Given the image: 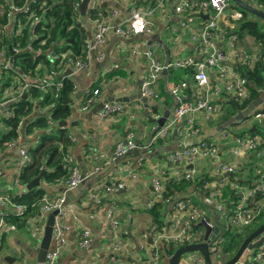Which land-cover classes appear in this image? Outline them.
<instances>
[{
	"label": "crops",
	"instance_id": "0c3cea01",
	"mask_svg": "<svg viewBox=\"0 0 264 264\" xmlns=\"http://www.w3.org/2000/svg\"><path fill=\"white\" fill-rule=\"evenodd\" d=\"M83 1L75 0L72 7L77 13L75 23L79 25V29H83L79 31V34L83 33L85 39H91L95 31L96 19L109 25L127 24L126 19L130 7H134L138 13L137 21L143 18L148 22L150 31L134 33L129 38L122 37L112 31L107 33L106 41L100 47L103 56L99 61L94 59V54L99 50L94 53L88 51L87 42L83 45L81 43L78 53L73 48L56 52L55 43L43 50V40L37 45L34 44L43 35L41 28L38 30L36 28L45 22L52 23L54 21L53 18L45 15V11L50 9V5L45 0H20L19 4L13 3L11 0H0L2 7L0 11V102L5 103L0 112V138L8 131L6 120L14 115L10 108L12 102L27 98L30 100L28 113L20 118L14 129L15 135L8 140L14 142L13 146L8 148L4 143L0 146V171L3 172V175L0 176V193L17 190H20V193H27L30 190L26 187L28 183L25 184L20 180V174L24 168L19 167V148L26 149L31 156L29 150L36 149L41 136L46 132L55 133L58 127L67 128L70 140L67 152L63 155V160L59 165V169L65 168L66 174L60 177L57 184L44 181L42 176L39 186L45 189V196L35 201V203L38 202L36 207L38 210L29 212L30 223H27V220L23 218L25 224L22 227H18L13 222L16 225L15 230L4 233V237L0 241V264L37 263L39 243L49 214L42 211L40 203L45 197L50 199L59 195L65 196V207L68 211L65 221L71 230L67 233V243L57 259V264H153L150 257L153 251L160 254L161 264H169L167 260L173 254L164 255L165 243L157 240L156 235L161 232L165 233L168 229L175 232L181 220H178L172 229L173 224L170 226L169 219L172 212L170 205L161 200L155 201L154 203L162 204L160 209L164 221V225L161 228L158 227L150 212L152 206L149 207V203L154 199L151 179L157 176L160 171H164L166 180L169 177H175L178 167L168 161L167 155L172 151L180 150L184 145V138L180 134L182 123L173 126L164 138L158 137L155 141H151L150 135H152L153 126L159 128L167 122V119L169 120L175 107L172 108L175 103L174 96L169 93L167 87L172 82L184 80L192 83V73L186 72L183 67L167 65L166 69L158 74L152 85L156 96L149 100L146 99L147 108L138 97V91L139 89L141 91V84L147 76L149 60L145 51L150 50L153 58L163 64L167 56L170 57L169 63L188 56L198 58L199 54L193 43V36L201 31L204 23L208 21V18H204L203 15H210L212 11L210 7L201 9L200 14L194 13L192 21L181 25L186 17L175 13L174 10L175 5L181 0H87L86 8L82 14L79 6ZM187 1L190 3L194 0ZM242 1L254 8L259 7L260 4L257 0ZM229 2L240 11L243 10L233 0H229ZM113 9L118 12L115 16L111 15ZM249 14L254 15L250 12ZM253 17L259 19L264 30V19L255 15ZM238 23L236 22L233 27H227L229 29L228 36L222 39H213V41L219 44L231 69L239 75L237 66L245 64L251 67L257 61L259 45L251 35H239L236 32ZM228 37L235 38V45L246 50L252 56L251 61H254L249 64L234 59L229 48L232 41ZM57 44L59 43L57 42ZM28 47L32 49L29 50ZM43 51L46 56L42 54ZM49 51L51 52L48 54ZM27 53L36 61V65L28 72H24L20 68L14 67V59L15 55L23 58L21 55ZM50 54L57 58L61 57L58 63L59 75L53 77L49 84L44 85L43 80L45 77L47 78L50 70L44 66V62L47 59L51 60ZM66 56L73 58L91 56V60L85 68L76 70L72 64L64 62ZM62 76H67L73 85L70 114L61 120L65 121V124H60L61 121L56 122L52 118L53 100L63 87V85L57 87L59 78ZM210 76L212 78L214 73L211 72ZM28 80H32L37 86L28 83ZM32 89L37 92L33 94ZM93 89L99 90L97 101L93 102L87 110H81L80 105L85 101L86 91ZM187 92V90L184 91V93ZM231 98V91L225 90L216 100L222 104V101H230ZM105 101L121 103L122 111L114 117L101 118L98 114L101 107L91 117H87L89 112ZM146 109L148 114L145 112ZM169 109L171 110L166 119L160 124L158 121ZM5 110L9 112L8 115L4 112ZM156 115H160V117L156 118ZM39 117L45 118V128L34 126ZM258 118H251V122L249 121L247 125L244 123L236 126V130L240 131L256 126L257 130L264 133V118ZM196 120V126L201 129L200 135L203 134L204 129L211 128L205 124L208 121H203L201 117L197 116ZM130 131H133V140L136 146L127 151L125 155L113 159L117 143L124 141ZM260 134L257 135L261 136ZM159 138L162 139V142L158 141ZM100 153L104 156L97 157L96 154ZM241 158L242 164L239 170L244 169L249 155H243ZM226 160L230 161V158L227 157ZM71 167L79 168L83 176L85 174L88 176L77 187L64 192V181ZM95 167H98L97 171H94ZM197 168L198 176L209 178L208 174H210L212 165L208 159H198ZM43 170L46 173L51 169L46 167L41 171ZM15 179L21 182L20 188L15 185ZM162 179L164 180V177ZM196 180L197 178L193 182ZM118 181L124 183L123 189L115 191L106 189V186ZM193 190L194 185H190L185 190L175 192L170 200L175 202L185 198ZM194 204L201 206L198 203ZM110 207L114 208L119 220V227L116 230L107 222V211ZM211 210L209 216L213 218L215 211ZM9 211L13 212L12 209ZM220 219L223 223L226 222V216L222 215L219 221ZM198 225L200 222L195 227ZM168 226L170 227L168 228ZM32 228H36L34 235ZM84 228L89 229L91 234V243L88 248L80 246V233ZM194 232L198 236V241L200 238L203 239L205 232L203 226L202 230L195 229ZM115 242L122 244V250L116 254L117 262L112 260L115 255L112 251V244ZM262 246H264V242L247 254L244 263L240 264H264V258L253 257L254 254L257 256L262 250ZM51 247L52 239L49 248ZM221 251L225 253L223 248ZM225 254L229 256L225 260L233 255ZM213 263L217 264V261ZM180 264L190 263L181 258Z\"/></svg>",
	"mask_w": 264,
	"mask_h": 264
},
{
	"label": "built area",
	"instance_id": "2783aa9c",
	"mask_svg": "<svg viewBox=\"0 0 264 264\" xmlns=\"http://www.w3.org/2000/svg\"><path fill=\"white\" fill-rule=\"evenodd\" d=\"M207 7H210L212 11L209 15L208 21L204 23L201 31H198L195 36H193V43L199 54L198 58L188 56L184 59H175L168 64L169 67H192V83L185 80L170 83L167 89L177 98V104L175 105L169 120L167 119V122L159 128L158 126H153L151 129L152 135H150L151 141H155L158 137L164 138L169 134L173 126L182 123L180 134L184 138V145L180 150L168 153L167 159L170 163L177 165L179 168L175 177L178 179H188L190 181H194L195 178L198 177L197 160L208 159L212 168L210 174H208L209 178H207L202 184L203 196H201V201L207 206V208L194 204L191 197L188 196L175 202L170 200L172 197L163 196L164 183L166 182L164 171H160L157 176L151 179L154 199L149 203V207H151L155 201L159 200L170 205L172 209L169 216L171 221L170 226L173 224L171 226L173 229L176 226V222L181 220L178 229L175 232H171V230L168 229L165 233H158L156 238L164 243L173 242L181 246L202 241L201 238L198 241V236L194 232L195 226L197 223L204 221L209 227H213L214 222L209 216L211 210L208 207L212 203H215L218 209L221 210L219 218H221L222 215L226 216V222L223 223L220 219L223 229L216 241L214 242L213 240L215 235L209 237V244H211L210 250L215 249L216 252H218L220 245L224 241L223 234L226 230L230 227L242 228L250 226L255 223L261 213L264 212V137L259 135L250 136L248 134L238 135L239 131L236 130V127L232 128L233 125H237L236 123L239 122H244L247 125L249 121L251 122V118L253 117L257 119H259L258 117L264 118V112H257L264 109V98L262 103L255 108L248 117L239 120L233 123L230 127L219 130L213 135L207 136L198 142H193L201 133V129L196 126L197 116L201 117L203 121H210L218 117L222 104L216 99L221 92L225 90L231 91V99L234 98L238 102H242L250 97L247 88V79L238 75L235 70L231 69V66L227 62L226 55L221 51L219 44L213 41V39H222L225 36H228L229 29L227 27H233L236 22H239L243 13L235 8L229 0H194L190 3L187 0H181L175 5L174 10L175 13L186 17V20L181 23V25H184L187 21H192L195 14H200L201 9ZM1 8L0 5V11ZM257 9L264 12V4L260 3ZM117 14V10L113 9L111 11V15L115 16ZM137 14L138 13L135 11L134 7H130L129 15L126 19L127 24L109 25L100 19L95 20V31L91 39L86 43L88 51L94 53L96 50H99L94 54V59H97V61L101 60L103 54L100 51V47L104 45L107 33L112 31L122 37L129 38L134 33L150 31L146 20L143 18H141L140 21L136 20ZM228 38L232 41L229 48L234 59L249 64L254 61H251L252 56L246 50L235 45V38ZM28 49L31 50L32 48L28 47ZM50 52L51 51H49L48 54ZM145 54L149 63L146 70L147 76L141 84V94L149 100L156 96L152 90V85L155 83L158 74L165 67L163 63L153 58L150 50H146ZM50 59L55 60L57 59V56L50 54ZM90 60L91 56H87V58H73L66 56L64 62L72 64L77 70L85 68ZM211 72L214 73L212 78L210 76ZM58 75L59 71L56 70L55 67L50 69L47 78L45 77L43 80V84H49V81ZM215 79L223 82V91ZM28 83L37 86L32 80H28ZM62 85L63 83L59 78L57 87H62ZM185 90L188 92L184 93ZM262 93H264V89L260 90L259 95ZM98 96V89H93L92 91L87 90L85 93V101L80 105V109L87 110L93 102L97 101ZM4 106L5 103L1 101L0 112L3 110ZM122 108L123 105L121 103L105 101L98 114L101 118L114 117L122 111ZM4 112H6L7 115L9 114L6 110ZM155 117L159 118L160 115H156ZM218 125L211 127L208 130L204 129L203 133H207ZM13 144V141L7 142L8 148L12 147ZM135 146L133 131H130L126 135L124 141L117 143L113 159L125 155L127 151ZM260 146L261 148L259 149ZM18 152L20 156L19 167L21 166L22 168H25L30 164L31 156L26 149L23 148H19ZM251 153L260 155L263 159L259 167L256 168V174H260V176L252 187H241L235 183L233 177L236 175L237 171H239L242 164L241 156L249 155ZM96 156H104V154L100 153L96 154ZM227 157L230 158V161L226 160ZM68 159H70V157H68ZM97 170L98 167H95L94 171ZM2 175L3 172L0 171V176ZM87 176V174L83 176L79 168L71 167L68 176L64 181V192L77 187ZM162 177H164V180ZM14 183L18 188L22 186L21 182L17 179H15ZM226 184H228L235 192V195L231 196V198H225L223 196L222 189ZM124 187V183L118 181L109 184L106 186V189L108 191H115L123 189ZM19 194H21L20 190L0 193V241L2 237H4L6 231H13L16 228L15 223L8 221L6 217L8 210L12 209L13 213L16 215H22L26 210L24 205L16 204L12 201L13 197ZM40 206L42 211L47 214L54 210L57 211L52 226V247L48 249L45 260V264H57V259L67 243V233L71 230V227L65 221L68 216V211L65 207V196L59 195L50 199L45 197L41 201ZM25 220H27V223H30V217L28 215ZM107 222L114 230L119 227V220L112 207L107 211ZM170 226H168V228ZM35 233L36 228H32V234L34 235ZM90 243V230L84 228L80 233V246L88 248ZM121 250L122 244L119 242L112 244V251L115 254L112 258L114 262H117L118 257L116 254H119ZM150 257L153 264H161L160 254L157 251H153V254ZM253 257L256 259L264 258V246H262V250L257 256L254 254ZM181 258L184 259L185 262L191 264H204L203 256L196 251L186 252L181 255ZM28 264L37 263L32 262Z\"/></svg>",
	"mask_w": 264,
	"mask_h": 264
},
{
	"label": "trees",
	"instance_id": "16d2710c",
	"mask_svg": "<svg viewBox=\"0 0 264 264\" xmlns=\"http://www.w3.org/2000/svg\"><path fill=\"white\" fill-rule=\"evenodd\" d=\"M45 1L50 5V9L48 11H45V15L47 17L53 18L54 21L52 23L45 22L43 25H39L36 28L37 30L41 28V32L43 33V35L41 36V39L35 41L34 44L37 45L40 41L43 40V50L55 43L56 52L60 50L64 51L68 48H73L74 51L78 53L81 47V43L82 45L85 44L88 39H85V37H83V33L79 34V31L83 29H79V25L75 23V16L77 13L72 7L75 0ZM11 2L19 4L20 0H11ZM257 2L264 4V0H257ZM241 12L243 13V16L238 23V29L236 32L239 33V35H251L259 45V58L251 67L246 66L245 64H241L236 67L239 75L247 79V88L249 90L250 97L249 99H245L242 102H238L234 98L230 101H222V107L219 110L218 117L205 122V124L209 127H214L235 115L238 111L246 107V105L250 101L259 96L261 89H264V30L259 19L253 17L254 15L252 16L246 10H241ZM70 39H72V41H70ZM57 42L59 44L56 45ZM42 54L46 56L45 51H43ZM21 56H23V58L15 55L14 67H18L24 72H28L30 69H33L36 65V61L33 60L28 53ZM60 58L61 57L59 56L55 60L47 59L44 62V66L48 67L47 69L55 67V69L58 70V63L61 60ZM183 69H186V72L190 71L191 73H193L192 67ZM60 79L63 83V87L60 89L58 96L53 100L54 107L52 109V118L56 122L67 118L70 114V102L72 98L73 88L72 81L67 78V76H62ZM31 91L33 94L37 92L35 89H32ZM10 108L12 109L14 115L11 118H8L5 122V124L8 125V131L5 134H2L0 138V146L3 143L7 144V142H9L8 140L13 138V136L15 135L14 129L17 126L20 118L23 115L27 114L29 111L30 100L28 98L19 99L17 102H12ZM257 112H264V109H261ZM236 124L240 126L244 124V122H239ZM29 125L32 126V124ZM237 125H233L232 128L236 127ZM34 126L45 128V118L39 117ZM259 133H261L260 135L264 137V133L257 130L255 126V130L245 128L239 131L238 135L248 134L250 136H256ZM68 137L69 136L67 135V128L61 127H58L55 133L46 132L45 134H43L36 149L29 150V153L32 156L31 162L23 169L22 173L20 174V180L23 183L27 184L32 179H34L43 168L45 169L47 167L51 170L47 171L43 175L44 181L55 184L59 183L60 177H63L66 174L65 168L59 169V165H61L63 155L67 152L68 146L70 145V140ZM260 148L261 146L259 147V149ZM262 160L263 159L260 155H256L255 153L249 154V158L245 163L244 169L237 171L236 175L233 177L235 183L241 187H252L260 176V174H256V168L259 167ZM178 169L179 168H177V170ZM205 180L206 177L201 176H198L195 182L184 178L178 179L177 177H169L164 183V191L162 194L163 196L172 197L175 192H180L182 190H185L188 186L194 185V190L191 194L188 195V197H191V200L194 203H198L202 207L207 208V206L204 205L201 201V196H203L202 184ZM45 193V189L38 186L33 187L32 189L27 191V193H21L13 197L12 201L16 204L24 205L26 207V210L22 215H16L8 210V214L6 215L8 221L15 222L18 227H22L23 224H25L23 218H26L30 211L38 210V208H36L38 202L35 203V201L40 197L45 196ZM233 195H235V192L231 189V187L225 186L223 188V196L225 198H231V196ZM161 205L162 204L160 202H156L150 209L151 215L159 228L164 225V221L161 217ZM263 219L264 212L261 213L255 223L250 226L242 228L233 227L226 230L223 234V250L225 251V253H228L230 255L234 254L244 238L250 232H252L263 221ZM195 229H198L200 231L202 230V226L198 225L197 227H195ZM178 247L179 244L173 242L165 243L163 247L164 255H172Z\"/></svg>",
	"mask_w": 264,
	"mask_h": 264
},
{
	"label": "water",
	"instance_id": "95a60500",
	"mask_svg": "<svg viewBox=\"0 0 264 264\" xmlns=\"http://www.w3.org/2000/svg\"><path fill=\"white\" fill-rule=\"evenodd\" d=\"M233 1L239 7H241L243 10L249 11L250 13L254 14L255 16H258V17L264 19V12L263 11H261L257 8H254V7L250 6L249 4H246L242 0H233ZM86 4H87V0H84L79 6V10L82 14L84 13V10L86 8ZM203 17L209 18V15L204 14ZM147 47H146V49H147ZM169 59H170V57L167 56L166 60L164 62V67H165L164 69H166L167 65L169 64ZM216 82L220 85V87L223 91V82L218 81V80H216ZM138 97L144 102V107L147 108V100H146L147 98L142 96L140 89L138 91ZM263 98H264V93H262L257 98L252 100L243 110L239 111L235 116L230 117L229 119L225 120L220 125H218L216 128L209 130L207 133H203V134L199 135L193 142H198L207 136L213 135L215 132H217L219 130L230 127L233 123L248 117L251 114V112L262 103ZM174 101H175V103L172 106V108L177 103V98L175 96H174ZM102 106H103V102L100 103L97 107H95L91 112H89L87 117H91V115L94 112H96L98 109H100ZM171 109H169L163 115V117L160 118V120L158 121L160 124L163 120L166 119V116L168 115V112ZM145 112L148 114L147 109ZM60 124H65V121H61ZM159 126H161V125H159ZM254 129H255V126H252L250 128V130H254ZM158 141L162 142V139L159 138ZM44 173H45V170L41 171V173L37 177L32 179L27 184V186H26L27 189H32L33 187L39 186L40 180L42 179V176ZM209 207L215 211V215H216L217 211H220L216 207L215 203H212ZM56 212L57 211L54 210L53 212L49 213L47 216L46 223L44 225L43 235H42L41 241L39 243V249L37 252V264H45L46 254L48 252L49 245L51 242L52 226L54 223V216H55ZM220 213H221V211H220ZM218 218H219V215H218ZM213 222H214V225L211 228L204 221H201L200 225H202L205 229L202 241L196 242V243L185 244V245L178 247L174 251L173 255L167 260V262L169 264H180V258H181L182 254H184L186 252L196 251V252H199L203 256L204 264H215L212 261V255L215 253L216 250L215 249L210 250L211 244H209V237H212L213 235H215L214 240H216L218 238V236L221 234L223 226L219 220L215 221L214 218H213ZM262 242H264V219L260 225H258L252 232H250L244 238V240L240 244L237 251L229 259L223 260V261L217 260V264H240V263H244L246 255L249 254L253 249L259 247Z\"/></svg>",
	"mask_w": 264,
	"mask_h": 264
},
{
	"label": "rangeland",
	"instance_id": "374dc122",
	"mask_svg": "<svg viewBox=\"0 0 264 264\" xmlns=\"http://www.w3.org/2000/svg\"><path fill=\"white\" fill-rule=\"evenodd\" d=\"M225 186H229V185L226 184V185H224V187H225ZM222 191H223V189H222ZM208 208L211 210L210 207H208ZM211 211H212V210H211ZM219 213H220V211H217L216 215L214 214L215 216H213V218H214L215 221L219 220L218 215H219V216L221 215V213H220V214H219ZM213 218H212V220H213ZM223 247H224V244L221 245V246H220V250H219L216 254L213 255V257H212L213 262H216L217 260L222 261V260H225L226 258L229 257L227 254H225V253H223V252L221 251ZM217 254H218V255H217ZM190 264H191V263H190Z\"/></svg>",
	"mask_w": 264,
	"mask_h": 264
}]
</instances>
